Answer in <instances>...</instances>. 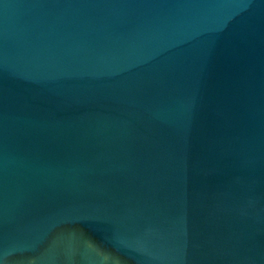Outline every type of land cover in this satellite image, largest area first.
I'll list each match as a JSON object with an SVG mask.
<instances>
[{
    "label": "water",
    "instance_id": "1",
    "mask_svg": "<svg viewBox=\"0 0 264 264\" xmlns=\"http://www.w3.org/2000/svg\"><path fill=\"white\" fill-rule=\"evenodd\" d=\"M0 264H264V0H0Z\"/></svg>",
    "mask_w": 264,
    "mask_h": 264
}]
</instances>
